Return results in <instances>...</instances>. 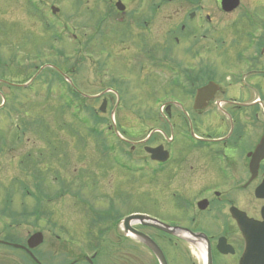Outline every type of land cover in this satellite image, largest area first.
Here are the masks:
<instances>
[{"label":"flooded vegetation","instance_id":"flooded-vegetation-1","mask_svg":"<svg viewBox=\"0 0 264 264\" xmlns=\"http://www.w3.org/2000/svg\"><path fill=\"white\" fill-rule=\"evenodd\" d=\"M47 1L44 11H60V0ZM90 2L103 10L93 25L103 26L105 55L92 53L103 89L88 95L74 81L75 101L96 104L91 120L104 127L93 133L104 138L97 165L122 188L91 194L96 172L80 159L75 179L50 195L74 210L49 209L44 188L32 210L28 199H38L26 181L0 178V264H145V249L161 264L123 223L136 213L126 185L150 182L177 207L171 222L157 219L178 232L133 226L168 264H241L244 255L264 264V2L230 13L220 5L236 16L220 20L212 63L209 32L219 30L205 0Z\"/></svg>","mask_w":264,"mask_h":264},{"label":"rangeland","instance_id":"rangeland-1","mask_svg":"<svg viewBox=\"0 0 264 264\" xmlns=\"http://www.w3.org/2000/svg\"><path fill=\"white\" fill-rule=\"evenodd\" d=\"M46 1L0 0V178L24 180V185H28L32 193L40 184L49 194L46 197L49 209L73 211L72 206H61L59 200L50 195L60 189L61 179H75L73 163L80 159L79 165L83 170L90 165L96 172L91 177V194L104 197L108 189L115 191L118 188L120 192L122 188L111 184L103 162L97 165L103 159H99L94 149L99 150L103 143L90 136L86 126L73 120L72 108L67 110L70 103L67 87L60 82L62 78L54 69H50V65L59 67L85 94L91 95L103 89L102 76L98 74L103 69L92 61L94 54L105 55L106 38L101 36L103 26L93 25V19H104L101 16L103 10L99 12L90 0H60V11L52 15L44 11ZM50 1L53 0L47 2ZM253 1L256 0H241L239 10L249 7ZM205 6L219 30L209 32L213 42L210 44H214V51L211 52L210 48L209 56L212 63L218 56L215 54L220 52V20L225 19L224 22L229 24L236 15L223 13L219 0H205ZM52 16H57L59 21L49 20ZM97 47H100V52H93ZM104 61L103 58V64ZM42 64L49 66L37 71ZM32 77L31 86L24 87ZM88 102L86 107L91 114L93 111L89 106L95 103ZM96 107L99 110V106ZM79 113L86 118L84 111ZM99 128L104 130L103 125ZM46 138L50 142L48 145ZM68 163L64 168L63 164ZM126 189L128 211L144 213L167 223L171 222L169 217L176 215L177 207L174 203L170 205L167 198L156 195L153 183L143 186L129 183ZM40 190L41 187L38 188ZM180 197L189 200L193 196L186 191ZM28 200L32 210L37 209L34 207L36 202ZM143 258L145 264H157L147 249Z\"/></svg>","mask_w":264,"mask_h":264},{"label":"water","instance_id":"water-1","mask_svg":"<svg viewBox=\"0 0 264 264\" xmlns=\"http://www.w3.org/2000/svg\"><path fill=\"white\" fill-rule=\"evenodd\" d=\"M222 9L226 12H232L235 10L239 5H240V0H222ZM56 11V9L54 10ZM152 151L155 152V150L152 149ZM239 218V217H238ZM133 220H138L144 225H150L153 227H156L158 229H161L169 234H176L178 232L177 227H171L167 224H164L156 219H153L147 215H141V214H134L129 216L128 218L125 219V225H126V231L134 234L137 238L142 240L144 243L147 244V246L154 252V254L157 256V258L161 261V264H167V261L160 250L159 246L147 235L136 231L131 227V221ZM246 233V231H244ZM35 238V237H34ZM245 257L241 261V264H246L247 262V257ZM248 263V262H247Z\"/></svg>","mask_w":264,"mask_h":264},{"label":"trees","instance_id":"trees-1","mask_svg":"<svg viewBox=\"0 0 264 264\" xmlns=\"http://www.w3.org/2000/svg\"><path fill=\"white\" fill-rule=\"evenodd\" d=\"M40 192V191H39ZM40 193H42V192H40Z\"/></svg>","mask_w":264,"mask_h":264}]
</instances>
